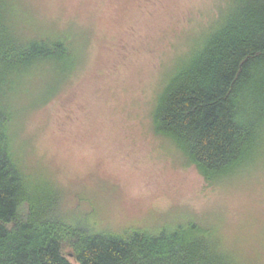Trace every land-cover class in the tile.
<instances>
[{"label": "trees", "instance_id": "16d2710c", "mask_svg": "<svg viewBox=\"0 0 264 264\" xmlns=\"http://www.w3.org/2000/svg\"><path fill=\"white\" fill-rule=\"evenodd\" d=\"M21 3L0 0V264H74L69 256L77 264H264L261 214L228 233L221 221L193 217L117 230L85 210L90 197L73 203L26 165L16 144L19 100L49 69L66 84L83 58L71 27L45 30ZM149 118L155 137L207 183L264 179V0H224L162 79Z\"/></svg>", "mask_w": 264, "mask_h": 264}, {"label": "rangeland", "instance_id": "374dc122", "mask_svg": "<svg viewBox=\"0 0 264 264\" xmlns=\"http://www.w3.org/2000/svg\"><path fill=\"white\" fill-rule=\"evenodd\" d=\"M20 1L45 30L71 27L83 58L66 84L49 69L19 100L16 144L28 167L73 203L90 197L85 210L117 230L193 217L221 221L228 233L248 213L264 216L263 178L209 184L151 132L162 79L224 0ZM258 167L264 177V161Z\"/></svg>", "mask_w": 264, "mask_h": 264}]
</instances>
